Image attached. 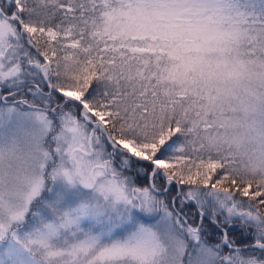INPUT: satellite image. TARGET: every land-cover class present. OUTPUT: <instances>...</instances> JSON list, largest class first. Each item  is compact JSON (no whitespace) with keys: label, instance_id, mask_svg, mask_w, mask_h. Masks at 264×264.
Returning a JSON list of instances; mask_svg holds the SVG:
<instances>
[{"label":"snow or ice","instance_id":"snow-or-ice-1","mask_svg":"<svg viewBox=\"0 0 264 264\" xmlns=\"http://www.w3.org/2000/svg\"><path fill=\"white\" fill-rule=\"evenodd\" d=\"M0 264H264V0H0Z\"/></svg>","mask_w":264,"mask_h":264},{"label":"trees","instance_id":"trees-1","mask_svg":"<svg viewBox=\"0 0 264 264\" xmlns=\"http://www.w3.org/2000/svg\"><path fill=\"white\" fill-rule=\"evenodd\" d=\"M173 195H175V193H173Z\"/></svg>","mask_w":264,"mask_h":264}]
</instances>
